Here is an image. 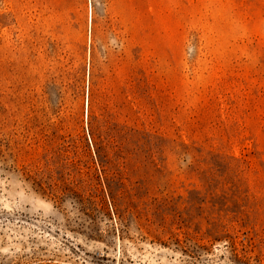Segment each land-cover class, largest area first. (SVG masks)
<instances>
[{"label":"rangeland","instance_id":"374dc122","mask_svg":"<svg viewBox=\"0 0 264 264\" xmlns=\"http://www.w3.org/2000/svg\"><path fill=\"white\" fill-rule=\"evenodd\" d=\"M0 264H264V0H0Z\"/></svg>","mask_w":264,"mask_h":264},{"label":"trees","instance_id":"16d2710c","mask_svg":"<svg viewBox=\"0 0 264 264\" xmlns=\"http://www.w3.org/2000/svg\"><path fill=\"white\" fill-rule=\"evenodd\" d=\"M109 142V140H107ZM111 143L105 145H101V143L96 147V156L100 158V162L104 164H110L112 162V159H116L120 150L114 151ZM111 153V156L109 157ZM115 208V206H114Z\"/></svg>","mask_w":264,"mask_h":264}]
</instances>
